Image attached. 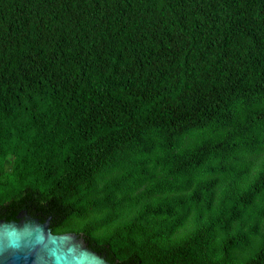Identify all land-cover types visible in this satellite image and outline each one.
I'll use <instances>...</instances> for the list:
<instances>
[{"label": "trees", "instance_id": "obj_1", "mask_svg": "<svg viewBox=\"0 0 264 264\" xmlns=\"http://www.w3.org/2000/svg\"><path fill=\"white\" fill-rule=\"evenodd\" d=\"M115 264H264V0H0V218Z\"/></svg>", "mask_w": 264, "mask_h": 264}, {"label": "water", "instance_id": "obj_2", "mask_svg": "<svg viewBox=\"0 0 264 264\" xmlns=\"http://www.w3.org/2000/svg\"><path fill=\"white\" fill-rule=\"evenodd\" d=\"M25 215L33 220H22ZM17 218H0V264H56V257L69 254L70 249L72 254L84 249L98 257L101 264H115L108 247L71 231L52 232L48 217L40 221L21 210ZM53 238L65 243L55 247L51 243Z\"/></svg>", "mask_w": 264, "mask_h": 264}, {"label": "clouds", "instance_id": "obj_3", "mask_svg": "<svg viewBox=\"0 0 264 264\" xmlns=\"http://www.w3.org/2000/svg\"><path fill=\"white\" fill-rule=\"evenodd\" d=\"M51 243L55 247H59L62 243L65 242L53 238ZM72 247L74 248V246ZM56 264H101V262L99 261V258L90 251L81 249L78 253L72 254L70 249L69 254L56 257Z\"/></svg>", "mask_w": 264, "mask_h": 264}, {"label": "rangeland", "instance_id": "obj_4", "mask_svg": "<svg viewBox=\"0 0 264 264\" xmlns=\"http://www.w3.org/2000/svg\"><path fill=\"white\" fill-rule=\"evenodd\" d=\"M22 220L30 221V220H33V219L25 215V216H22Z\"/></svg>", "mask_w": 264, "mask_h": 264}]
</instances>
